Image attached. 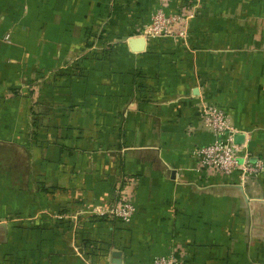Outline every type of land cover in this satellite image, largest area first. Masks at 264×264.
Returning <instances> with one entry per match:
<instances>
[{
	"label": "crops",
	"instance_id": "1",
	"mask_svg": "<svg viewBox=\"0 0 264 264\" xmlns=\"http://www.w3.org/2000/svg\"><path fill=\"white\" fill-rule=\"evenodd\" d=\"M203 105L264 163V0H0V264H264V169L197 170Z\"/></svg>",
	"mask_w": 264,
	"mask_h": 264
},
{
	"label": "built area",
	"instance_id": "2",
	"mask_svg": "<svg viewBox=\"0 0 264 264\" xmlns=\"http://www.w3.org/2000/svg\"><path fill=\"white\" fill-rule=\"evenodd\" d=\"M193 8L182 12L165 13L161 8L151 14L150 23L143 27L140 34L154 36H184L185 24L193 16ZM8 39V34L4 37ZM201 117L205 128L212 134V140L192 151L197 163V170H213L221 176L230 177L235 171L240 176L259 174L264 163L250 160L246 153L241 154L240 146L234 142V136L240 134L226 111L220 105H203ZM107 212L121 221H128L134 212V206L121 194L110 204ZM151 264H180L171 253L153 258Z\"/></svg>",
	"mask_w": 264,
	"mask_h": 264
},
{
	"label": "water",
	"instance_id": "3",
	"mask_svg": "<svg viewBox=\"0 0 264 264\" xmlns=\"http://www.w3.org/2000/svg\"><path fill=\"white\" fill-rule=\"evenodd\" d=\"M242 139V136L240 134L234 136V142L236 144H239V141Z\"/></svg>",
	"mask_w": 264,
	"mask_h": 264
}]
</instances>
